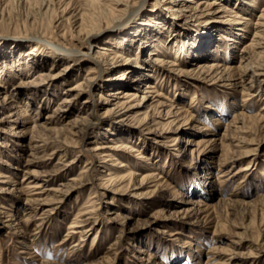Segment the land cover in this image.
<instances>
[{"label": "rangeland", "instance_id": "374dc122", "mask_svg": "<svg viewBox=\"0 0 264 264\" xmlns=\"http://www.w3.org/2000/svg\"><path fill=\"white\" fill-rule=\"evenodd\" d=\"M90 1L0 0V264H264V125L251 134L231 122L241 113L264 120V43L255 37L264 0H184L181 8L177 0H138L126 12L129 24L115 20L80 44L73 40L51 69L53 57L45 52L42 72L56 75L40 91L28 83L37 68L26 72L17 61L27 62L31 43L46 42L42 7H51L47 23L71 7H94ZM62 22L59 28H71ZM206 27L208 49L200 40ZM93 45L112 51L102 58ZM223 60L242 64L247 74L220 80L175 69ZM122 68L125 85L108 82ZM145 82L154 89L140 114L113 106L117 87L129 90L126 102L133 103ZM77 85L86 90L63 103ZM27 92H37L34 103ZM175 106L180 116L169 123ZM77 126L85 130L69 131ZM222 141L239 145L227 161ZM110 155L136 179L157 174L168 186L155 188L147 178L99 195L93 182L124 171ZM226 169L234 177L221 185L216 180ZM88 201L95 209L78 214L90 217L78 226L80 240L67 226Z\"/></svg>", "mask_w": 264, "mask_h": 264}, {"label": "bare ground", "instance_id": "6f19581e", "mask_svg": "<svg viewBox=\"0 0 264 264\" xmlns=\"http://www.w3.org/2000/svg\"><path fill=\"white\" fill-rule=\"evenodd\" d=\"M93 1L94 0H91L89 2L90 3L89 5L90 6L93 5L94 7L84 9L83 11L78 10V11H73V12H72V7H71V9H67L62 15L59 14L58 16H56V15L53 16L51 18L52 20L49 19L50 21L47 23H46V21H48V20H46L44 15H46V12L49 11V9L51 7H50V4L44 5L42 7V16L44 18L42 21L43 22L42 24H43V28L45 29L42 32V39H44L46 42L45 43L34 42V43H31L30 45L27 44L29 46L25 47V49H24V58L27 62L21 63V59L20 60L18 59V61H17V67L19 69H25L26 72L30 71L31 69H33L35 67L37 68L33 71V77L34 78H32L30 81H28V83L32 84L33 86H38V88H40L39 90L41 91V89L43 87L45 88L47 85V84H43V81H47V79H48L47 76L52 77V76L56 75V73L51 74L49 69H51L57 65L59 59L61 58V55L67 54L68 51L71 50L72 47H74L73 40H75L76 42H78V44H80L82 38H84L85 36H87L89 34L95 35L102 28L103 29L104 28H110L111 26L114 25V23L117 20H120L121 22L129 24L131 21H129L130 17H128L127 15L129 13L128 11H129L130 6L132 5L134 7V6H139V4H140V2H138V0H96L95 4H93ZM99 1H101L102 3H100ZM174 1L175 0H169V3H173ZM183 1L184 0H177L175 5H177V6L180 5L179 8H181L182 6H185V3ZM96 2H97V4H96ZM98 2H99V4H98ZM101 5H103V8H102V9H104L103 13L101 11L98 12V9L96 10V8H98ZM150 6L153 7L152 2L150 3ZM68 7H66V8H68ZM168 7L170 8L171 5H169ZM99 9H100V7H99ZM227 11L233 13L234 12L233 7L228 8ZM126 12H128V13L126 14ZM124 14H126V15H124ZM256 16H258V15H256ZM259 16H260V18H259L260 20L258 22H256L257 25L255 27V29H256L255 37L262 39L263 43H264V11ZM241 19H244V17L241 16ZM62 21L66 24L68 22L70 24L71 28L69 26H68V29H63V30L61 28H59L57 25L60 24ZM146 22L147 21H145L144 23L146 24ZM154 24H156L157 26L159 25L157 23V21ZM136 27L139 28L138 25L137 26L136 25L130 26L131 29L132 28L135 29ZM237 30L242 31V29H237ZM200 33H202V35H201L202 37L200 38V40L202 42L204 40L203 37L210 34V32H208L207 27L201 28ZM220 35H222V34H220ZM17 37H19V36H17ZM226 39L233 40V39H230L228 37H226ZM124 40L125 39H123V37L122 38L119 37V40H117V41H118V43H121L122 41L124 42ZM255 41H256V39L254 40V42ZM204 42H205L204 45L206 46V49H208V42L207 43H206V41H204ZM93 46H95V45H93ZM148 46L151 47L150 44ZM95 47L100 48V51L97 54H99L102 58H106L105 55L106 54L108 55L107 52L112 51V49L104 48L101 45H96ZM247 47L249 49L253 50L255 45L253 43ZM248 48H246V50ZM209 50L211 51L212 49L210 48ZM45 52H49L53 58L50 59L49 69L47 70V72H42V67H43V64L45 63V57H42V55ZM201 53H203V52H201ZM262 53H263V57H264V52L262 51ZM197 55H200V54H197ZM58 57H60V58L58 59ZM238 60H240V57L238 58ZM262 61L263 62H261L260 65L264 66V64H263L264 58ZM227 62H228L227 60H223V61H221V63L208 62L207 61L203 64L197 63L192 68H188L186 70H180L179 68H175V69L177 71H179L180 73H185V74H193L194 73V74H199L200 76H201V74H208V77H211L213 79H220V80H231L234 78L240 80V78L243 75L247 74V68L244 67L242 64L240 66H238L236 64H229V62L228 63ZM139 64H141V63H139ZM176 64H177L176 62L172 63V65H176ZM70 65L71 64H69V62L66 63V65L63 67V69L66 70L68 67H70ZM93 68L94 69L97 68V71H98V69L101 70L102 64H95V66ZM150 69H151V71L148 70V71H150L149 73L154 72L153 68H150ZM119 70H120L119 71L120 73L118 75L119 78L117 77L116 80L109 78L108 82L118 83V84L123 83L125 85L124 79L127 78L126 77L127 72H125V68H122ZM127 70H128V68H127ZM90 71L92 72L93 70H90ZM87 80L91 81L89 78ZM255 81L257 82L258 79H255ZM145 83L146 84L144 85V90L142 89L143 91H141L140 94L136 93V97H138V98H137V101H135L133 103H127L126 102L128 99L131 98V96H133V95L129 94V90H125V89H121V88L117 87V89H115L113 92L114 93H120V95H119V99H116L112 103L113 106H116L117 108H119L125 112L130 110L132 112L131 116H134L135 114H140L141 113L140 107L146 108L150 105V103H148V100L151 98V96L147 92H150L152 89H154V87H152L149 82H145ZM84 86L87 88L90 85H89V83H87V85H84ZM84 86L77 85V86H75V88H72L76 92L71 97L66 96V97L62 98L63 103L71 102V100L73 98H75L81 90H86V88H84ZM248 88H250V86ZM37 92H35V94ZM45 92H46V90H45ZM35 94L32 95V93L27 92V95L30 96L31 104L36 101V99H34V98H36L37 94L36 95ZM26 100H27V98H26ZM26 100L22 101L23 104H26L25 106H27V104H29L28 100L27 101ZM22 107H24V105H21L20 108H22ZM67 107L70 108L69 105ZM179 108H177V106H175L174 107L175 110L174 111L172 110L169 113V115L171 117H173L172 119H170V121H168L169 123L170 122L172 123L176 119L177 116H180V110L181 109H179ZM58 110H59V108H58ZM20 113L22 114L23 117L28 116V111H26V110L21 109ZM138 118H141V117H138ZM183 119H184L183 122H186L187 117H184ZM231 122L232 123H240V124H237L235 126L236 130H240L241 132L251 133V134L258 132V130L260 128H262V126L264 125V120H261V117L259 115L257 116V115H251V114H245V113H243V114L241 113V115L240 114L234 115L231 119ZM154 123H156V122H154ZM30 124L32 125L33 123H30ZM31 125H29V126H31ZM177 129H179V125L175 128V130H177ZM78 130L84 131L85 128L83 129V127L81 128V127L77 126L75 130H73L72 128L69 129V131L71 133H75ZM63 139L67 141L65 135H63ZM207 141H208V145H209L210 143H212L213 140L211 138V139H208ZM67 142H69V141H67ZM185 142L189 143V140L186 139ZM204 142H206V141H204ZM199 143H201V141L197 142V144H199ZM220 145H221L223 153H224L223 156H224L225 161H227V158L229 156L233 157L234 153L236 152L235 148L239 146V145H234V144L232 145L229 142L225 143L224 141H222ZM110 146H112V144L107 145V147L112 148ZM126 149H127V151H129V149H131V148L126 147ZM237 152H240V151H237ZM247 152H250V151L246 150L244 152H240V154H246ZM109 157L111 159H113V161H115L113 155H110ZM141 158L144 159L143 157H139V159H141ZM115 162H116L115 166L123 165L121 162H119L117 160ZM248 168H250V164H247V165H245V167L240 168L237 172L242 171V170L245 171ZM121 169H124V171H122V172L118 171L119 172L118 175H116V174L114 175L113 173H111L108 175L109 177H107L106 179H102L100 182H95V183L93 182L92 183L93 186H95L96 188H99V191L97 192V193H99V195H101V194L103 195L102 192L105 189L120 190L121 188H126L127 186L133 184V182L136 180L137 181L139 180L138 184H140V182L145 181V179H147V178H148V180H150L153 183V186L155 188L160 187V186H168L165 184L164 181H162L161 179L158 178L157 174L149 175V177H147V178L144 177L143 179H140L141 177H138V179H136V176H135L136 172H134L128 165H123V167ZM228 171L229 170L226 169L224 171L219 172L218 179L216 181L221 183V185L227 183L231 176L234 177V174L230 175V177H227ZM32 174H34V173H32ZM0 176H3V174L0 173ZM89 182H91V181H89ZM135 184H137V182ZM34 187H36V185L31 184V185H29L28 188L32 189ZM89 201L86 204V207H84L82 210H80L78 213L75 214L74 218L72 219V221H70V223L67 226V228H69V230H70L68 232V235L73 234V233H78V234H80V240H83L82 239V237H83L82 231L83 230L81 228H78V226H81V222L89 220L88 218H90V217L79 218L80 215H78V214L81 213V214H89L90 215L93 212V210L95 209V206H92L91 202H89ZM42 214H44V213H42ZM78 244H79V242L75 245H78Z\"/></svg>", "mask_w": 264, "mask_h": 264}]
</instances>
